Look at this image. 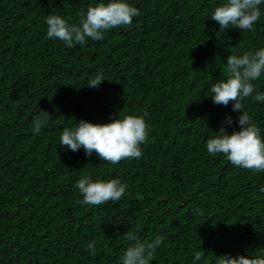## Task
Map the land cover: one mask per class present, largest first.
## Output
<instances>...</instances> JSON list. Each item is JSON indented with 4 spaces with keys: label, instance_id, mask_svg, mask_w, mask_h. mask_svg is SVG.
Masks as SVG:
<instances>
[{
    "label": "trees",
    "instance_id": "obj_1",
    "mask_svg": "<svg viewBox=\"0 0 264 264\" xmlns=\"http://www.w3.org/2000/svg\"><path fill=\"white\" fill-rule=\"evenodd\" d=\"M99 2L0 0V264H122L124 234L136 225L142 242L165 237L151 264L264 254V172L206 147L226 116L229 132L239 127L240 113L214 104L210 89L226 78L230 54L264 47V3L246 32L210 18L223 0H128L139 15L103 40L69 48L47 36L49 14L75 24ZM99 73V87L85 86ZM253 83L264 93V75ZM243 104L264 138V101ZM120 111L148 114L140 158L111 164L60 145L77 120L108 122ZM41 113L48 123L36 135ZM82 175L119 178L125 194L78 204Z\"/></svg>",
    "mask_w": 264,
    "mask_h": 264
},
{
    "label": "clouds",
    "instance_id": "obj_2",
    "mask_svg": "<svg viewBox=\"0 0 264 264\" xmlns=\"http://www.w3.org/2000/svg\"><path fill=\"white\" fill-rule=\"evenodd\" d=\"M262 3L264 0H223L210 18L220 25L221 31L236 28L246 32L260 18L259 6ZM78 15V23L73 24L60 15L49 14L46 17L47 36L63 41L69 48L82 46L88 39L100 41L104 39L106 31L130 26L133 18L139 15V9L128 0H100ZM225 72L226 78L212 85V94L209 96L217 105L227 107L232 103V111L240 113L239 127L229 132L227 125L234 121L231 115L226 116V123L219 128L218 135L206 141L207 152L213 156L222 154L236 167L256 173L264 172V138L261 136V129L249 113L243 110L245 98L251 97L253 102L264 101V93L259 92L253 83L264 75V47L242 55L230 54ZM104 80L103 73H99L85 86L97 88ZM146 115L148 114H124L120 111L118 118H110L108 122L77 120L75 126L62 130L60 145L73 152L83 148L87 157L95 153L100 160L111 164H118L123 159L140 158L141 145L148 138ZM47 123V113L35 116L32 121L33 132L39 135ZM76 187L82 195L78 204L98 206L109 201H119L125 194L127 185L119 178L93 180L88 175H82L76 182ZM139 230L140 226L136 225L135 229L124 234L129 246L120 257L122 264H151L156 249L165 240L164 236L158 235L151 242H142ZM86 247L91 249L92 255L96 254V241H88ZM193 255L195 261H200L203 253L194 251ZM216 264H264V254H221L218 255Z\"/></svg>",
    "mask_w": 264,
    "mask_h": 264
}]
</instances>
